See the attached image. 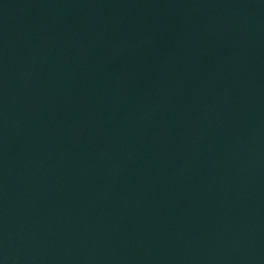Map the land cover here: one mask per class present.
I'll list each match as a JSON object with an SVG mask.
<instances>
[{
  "label": "water",
  "instance_id": "1",
  "mask_svg": "<svg viewBox=\"0 0 264 264\" xmlns=\"http://www.w3.org/2000/svg\"><path fill=\"white\" fill-rule=\"evenodd\" d=\"M0 264H264V0H0Z\"/></svg>",
  "mask_w": 264,
  "mask_h": 264
}]
</instances>
